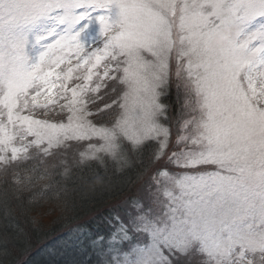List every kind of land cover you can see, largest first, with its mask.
Returning <instances> with one entry per match:
<instances>
[{
    "label": "snow or ice",
    "instance_id": "6c2138e0",
    "mask_svg": "<svg viewBox=\"0 0 264 264\" xmlns=\"http://www.w3.org/2000/svg\"><path fill=\"white\" fill-rule=\"evenodd\" d=\"M69 150L127 195L31 264H264V0H0V249L28 235L9 178L67 179Z\"/></svg>",
    "mask_w": 264,
    "mask_h": 264
},
{
    "label": "trees",
    "instance_id": "16d2710c",
    "mask_svg": "<svg viewBox=\"0 0 264 264\" xmlns=\"http://www.w3.org/2000/svg\"><path fill=\"white\" fill-rule=\"evenodd\" d=\"M40 159L37 157L29 163L43 171ZM66 160L72 168L67 179L60 174L63 172V168L57 169L51 179H37L28 186L22 183L23 179L20 184H17L11 177L9 178L12 183L6 194L14 196L12 215L20 222L28 235L19 231L13 234L9 247L0 249L2 264H31L25 250L31 248L35 252V249L43 242L44 234H51L60 226L59 223H53L56 219H51L50 224L46 226L43 220L44 211L32 207L29 204L30 197L41 194L52 196L55 191H59V198L45 199L41 203L49 202L51 205L53 202L61 203L63 210L67 209L64 215L71 217L75 214L87 216L107 204L117 203L127 195L126 192H121L118 186L125 184L130 177L127 173L117 175L116 166L111 162L98 161L79 165L71 150L66 153ZM49 171L52 169L50 168ZM2 188L3 184L0 183V189ZM13 189L17 191L13 192ZM18 204H23L22 210L17 206ZM30 221L36 222L34 227L38 230V235H32L33 225L29 223ZM34 259L39 260L40 257L37 255L34 256Z\"/></svg>",
    "mask_w": 264,
    "mask_h": 264
},
{
    "label": "rangeland",
    "instance_id": "374dc122",
    "mask_svg": "<svg viewBox=\"0 0 264 264\" xmlns=\"http://www.w3.org/2000/svg\"><path fill=\"white\" fill-rule=\"evenodd\" d=\"M24 175H25V173H23V172L20 173V176L22 177L21 179H23ZM52 204L53 205H51L49 202L43 204V202H42V207L37 208V210H40V211L41 210L44 211L46 208H55L57 210L56 215H54V216H47L46 217L43 215V220H44V223L46 224V226H48L50 224L51 219L54 220V219H56L57 216L66 213V211L63 210V208L61 207L62 206L61 203L53 202Z\"/></svg>",
    "mask_w": 264,
    "mask_h": 264
}]
</instances>
